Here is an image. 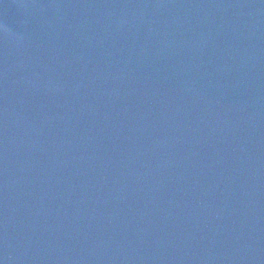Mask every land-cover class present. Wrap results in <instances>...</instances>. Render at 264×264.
<instances>
[{"label":"water","instance_id":"water-1","mask_svg":"<svg viewBox=\"0 0 264 264\" xmlns=\"http://www.w3.org/2000/svg\"><path fill=\"white\" fill-rule=\"evenodd\" d=\"M0 264H264V0H0Z\"/></svg>","mask_w":264,"mask_h":264}]
</instances>
